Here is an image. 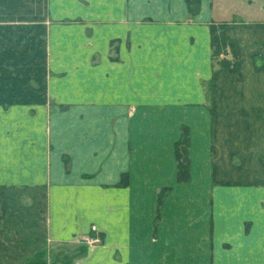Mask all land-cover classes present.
<instances>
[{"label": "crops", "instance_id": "crops-1", "mask_svg": "<svg viewBox=\"0 0 264 264\" xmlns=\"http://www.w3.org/2000/svg\"><path fill=\"white\" fill-rule=\"evenodd\" d=\"M190 1L0 0V264H264V0Z\"/></svg>", "mask_w": 264, "mask_h": 264}, {"label": "trees", "instance_id": "trees-1", "mask_svg": "<svg viewBox=\"0 0 264 264\" xmlns=\"http://www.w3.org/2000/svg\"><path fill=\"white\" fill-rule=\"evenodd\" d=\"M193 2V1H192ZM190 4V0L187 1ZM195 3L198 4V1ZM225 23H212L209 26L210 34V46H211V60L218 59L217 65L223 68L230 67L234 61L239 58V47L236 43L227 42L224 37ZM224 54L225 58H220V55ZM230 55V58L226 56ZM189 130L188 127H181L180 138L174 143V153L176 159V181L185 182L190 178L189 173ZM122 183V182H121ZM169 189H161L157 194V213L160 205L165 197L166 192Z\"/></svg>", "mask_w": 264, "mask_h": 264}, {"label": "rangeland", "instance_id": "rangeland-1", "mask_svg": "<svg viewBox=\"0 0 264 264\" xmlns=\"http://www.w3.org/2000/svg\"><path fill=\"white\" fill-rule=\"evenodd\" d=\"M41 1V0H40ZM48 1V0H47ZM107 1L108 0H61V4L62 5H65V6H67V7H73V8H76V7H78V6H91V5H95V4H97V5H103V4H106L107 3ZM188 1V0H187ZM52 3H56V0H52ZM189 5V7L191 6H193L192 8H197V3H195V2H192V1H190V4H188ZM77 21V20H76ZM220 58H225L224 57V54H221L220 55ZM217 61H218V59H215V61H214V65H217ZM260 114H264V112H260ZM261 170L262 171H264V164L261 162ZM100 237V242L99 243H95V245H93V246H97L98 244H100L101 242H102V238H101V236H99ZM92 246V247H93Z\"/></svg>", "mask_w": 264, "mask_h": 264}, {"label": "built area", "instance_id": "built-area-1", "mask_svg": "<svg viewBox=\"0 0 264 264\" xmlns=\"http://www.w3.org/2000/svg\"><path fill=\"white\" fill-rule=\"evenodd\" d=\"M90 231L94 234L93 235L81 234L79 236V239L82 242L86 243L88 246H93V245H95V243L97 244L100 242V237L97 233V229L95 226H91Z\"/></svg>", "mask_w": 264, "mask_h": 264}]
</instances>
